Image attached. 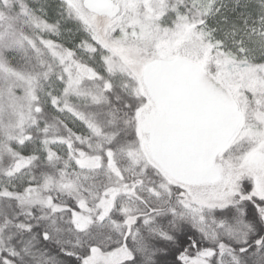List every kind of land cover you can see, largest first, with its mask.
Instances as JSON below:
<instances>
[{
  "label": "snow or ice",
  "instance_id": "snow-or-ice-1",
  "mask_svg": "<svg viewBox=\"0 0 264 264\" xmlns=\"http://www.w3.org/2000/svg\"><path fill=\"white\" fill-rule=\"evenodd\" d=\"M0 264H264V0H0Z\"/></svg>",
  "mask_w": 264,
  "mask_h": 264
}]
</instances>
